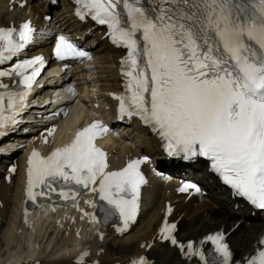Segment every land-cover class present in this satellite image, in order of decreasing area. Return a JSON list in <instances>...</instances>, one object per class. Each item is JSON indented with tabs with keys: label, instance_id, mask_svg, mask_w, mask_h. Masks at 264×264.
<instances>
[{
	"label": "snow or ice",
	"instance_id": "1",
	"mask_svg": "<svg viewBox=\"0 0 264 264\" xmlns=\"http://www.w3.org/2000/svg\"><path fill=\"white\" fill-rule=\"evenodd\" d=\"M77 3L82 16L90 15L107 25L113 43L128 49L122 61L127 94L115 97L121 115L138 116L152 126L170 152L209 157L213 170L237 195L264 209V0ZM32 32L30 22L22 25L18 39L15 27H0V62L16 55L30 41ZM55 55L63 60L89 54L60 36ZM42 62V57H35L15 65L12 71H0V89L9 87L2 78L14 74L22 76L30 89ZM29 69L31 73L26 74ZM23 99L11 91L0 92V129ZM107 131L103 122L96 120L48 156L34 150L27 170L29 200L59 191L63 200L75 202L80 195L75 186L90 189L119 212L124 220L121 231H125L139 211L140 189L146 183L140 166L148 157L107 171V153L96 144ZM97 182L99 187H93ZM37 188L42 190L35 191ZM189 189L200 192L194 184H184L178 191ZM167 211L171 213L170 206ZM175 229L176 224L165 221L160 229L162 239L177 245ZM206 239L216 245L219 264H230L233 253L223 234ZM259 243L264 245V238ZM179 247L183 250L185 245ZM186 247L189 255H199L209 264L192 242ZM132 264L149 262L141 257ZM246 264H264V249Z\"/></svg>",
	"mask_w": 264,
	"mask_h": 264
},
{
	"label": "bare ground",
	"instance_id": "2",
	"mask_svg": "<svg viewBox=\"0 0 264 264\" xmlns=\"http://www.w3.org/2000/svg\"><path fill=\"white\" fill-rule=\"evenodd\" d=\"M20 0H0V22L8 23L10 19H21L24 16H30L36 23L46 22L43 19L45 5H40L37 0H25L24 5L19 4ZM63 5L58 11H54L52 20L62 24L69 30H75L79 35H83L86 29H89L90 34L84 33L85 42L92 43L96 40L95 48L93 49L92 61L97 67V75L95 77L89 76L87 73L88 67L83 63L78 64L74 69H84L79 73H75L73 78L79 79L76 81L82 95L84 94L88 98H83V103L77 100L74 104L75 113L72 118H67V122H75L79 117L83 118L86 115L90 103L93 104L97 97H93V90L91 87L96 85V90L101 97V101L106 104L108 102V92L110 90H117L120 88L119 79L116 75L117 57L123 53L120 48L113 47L109 44L106 38L101 37L99 30L91 26L89 22H78L71 14L72 5L68 0H60ZM10 5L13 7L10 8ZM46 44L42 43L40 48L36 50H43ZM80 77H84V80H80ZM61 83L57 80L54 84ZM85 86V88H84ZM90 102V103H88ZM98 110V108H96ZM76 110H79V112ZM107 112H109L107 110ZM121 128L120 137L123 142L128 139V135L133 132V129H129L126 125H117ZM134 133L137 136V141L134 144H123L120 149H117V153L122 156L123 154L136 153L144 151L155 156H159L161 152L156 151L159 143L154 135L150 134L146 127L138 124L134 125ZM110 137V136H109ZM129 140V139H128ZM133 145V146H132ZM20 151V150H19ZM120 161L123 158L120 157ZM21 171H18L11 176L9 181H5L2 177V171H0V200L3 205L0 206V264H5L6 260H10L13 264H30L35 259L40 258V264H74L72 261V251L76 248V244L80 245L84 241L81 237L84 234H89V229L81 230V237L74 235L67 221L55 223L54 213L48 212L46 218H42L41 222L37 223L36 227L27 228L24 223L20 222L19 218V201L21 198ZM200 179L205 182L209 178H212L208 182L209 186L207 194L201 200L197 198H189L187 201L183 200L181 196L173 197L175 202V208L170 217H176L181 215L180 223H178L177 233L180 236L190 234L189 231L196 233V237L200 236L197 232L201 229L198 226L200 221L208 213H211V208H220V206L226 205V200L229 197V190L223 188L217 181L216 177L209 171L204 169L199 171ZM215 192L224 193L225 195H215ZM163 190L157 186L154 181H151V185L144 188V196L148 202H144V206L140 212L139 218L135 225L125 234L118 237H109V234L103 239L99 240L95 235H91V239L88 241L92 248L91 254H95L97 251L104 248V251H100L98 258L100 264H113L114 262L122 259L131 253L146 252L151 257H157L159 264H184L186 260L180 256L178 251L165 244V242L154 241V244L149 250H145L144 246L141 247L140 243L143 240H147L152 237L156 224L160 219L162 208L165 198H171L174 195L171 191ZM217 197V198H214ZM194 200H197L195 202ZM150 202V205L147 204ZM234 199H231V205ZM249 207L243 204L238 211L229 209L227 213L220 211L216 214V221L218 226H223L227 230L230 226V220L244 219L242 215L247 211ZM216 212V211H215ZM212 214V213H211ZM79 225V223L77 224ZM236 226L228 234L230 245L235 252L236 249L242 248V252L237 254L238 256L244 253L250 252L253 249L254 242L258 237V234L264 231V220L256 219L251 220L245 226L244 232L237 230ZM216 227H210L203 232ZM250 228L256 230L255 233L249 231ZM188 231V232H187ZM190 236V235H189ZM28 237V243L24 238ZM87 242V243H88ZM248 243L250 246L247 247ZM7 245V250L1 254V247ZM118 248L119 250H115ZM128 251V252H127ZM21 254V255H20ZM158 254V255H156ZM35 257V258H34ZM33 258V259H31ZM19 259V260H18ZM92 259V258H89ZM193 264V261H190Z\"/></svg>",
	"mask_w": 264,
	"mask_h": 264
},
{
	"label": "rangeland",
	"instance_id": "3",
	"mask_svg": "<svg viewBox=\"0 0 264 264\" xmlns=\"http://www.w3.org/2000/svg\"><path fill=\"white\" fill-rule=\"evenodd\" d=\"M95 70H96V68L94 67V68H91L90 71H91L92 74H96ZM249 246H250V243H248L247 247H249ZM5 250H7V245H4V247H1V254H3V252ZM115 250H119V249L118 248H115Z\"/></svg>",
	"mask_w": 264,
	"mask_h": 264
}]
</instances>
